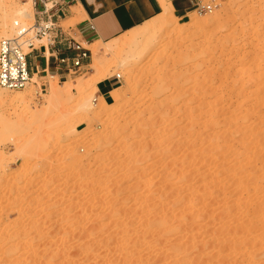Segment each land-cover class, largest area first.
<instances>
[{"label": "rangeland", "instance_id": "obj_1", "mask_svg": "<svg viewBox=\"0 0 264 264\" xmlns=\"http://www.w3.org/2000/svg\"><path fill=\"white\" fill-rule=\"evenodd\" d=\"M25 1L0 5V23ZM203 5L212 10L119 38L116 56L112 41L83 45L89 66L66 83L0 88L33 94L29 110L43 111L20 106L9 124L0 104V264H127L132 250L136 264H264V0ZM22 21L34 25L35 11ZM117 75V97L101 107L95 89ZM168 212L166 233L140 241L141 224ZM86 244L97 249L87 258Z\"/></svg>", "mask_w": 264, "mask_h": 264}, {"label": "crops", "instance_id": "obj_2", "mask_svg": "<svg viewBox=\"0 0 264 264\" xmlns=\"http://www.w3.org/2000/svg\"><path fill=\"white\" fill-rule=\"evenodd\" d=\"M165 1L170 3L174 14L180 19L194 12L191 0ZM45 5L49 8L57 5L50 12L55 24V32L51 34L54 39L35 47L28 61L33 78L45 81L50 78L62 84L74 73L60 66L58 59L76 54L66 49V38H73L87 47L100 41L108 43L163 13L161 0H33L35 15L43 12ZM43 20L48 19L44 16ZM116 83L115 79L100 81L97 96L108 103Z\"/></svg>", "mask_w": 264, "mask_h": 264}, {"label": "bare ground", "instance_id": "obj_3", "mask_svg": "<svg viewBox=\"0 0 264 264\" xmlns=\"http://www.w3.org/2000/svg\"><path fill=\"white\" fill-rule=\"evenodd\" d=\"M12 1V0H11ZM161 2H162V7H163V13L160 15V16H158L157 18H155V19H153V20H151V21H149V22H147V23H145L144 25H142V26H139V27H137V28H135V29H133L132 31H130V32H128V33H134V35H132V36H139L140 38H147L148 36H150V34H151V32L153 31V29H154V25L155 24H152V22L153 21H155V20H157V19H159V21L162 23V24H171V23H173V22H176V20H179V18L174 14V11H173V9H172V7H171V5H170V3H167L165 0H161ZM9 3V0H0V5L1 6H6L7 4ZM6 9V8H5ZM34 10V7H33V0H26L24 3H22L21 4V6L19 7V8H17L14 12H13V14L11 15L9 12H7L6 11V14H5V12H2V22L0 23V27H1V30H2V32H3V34L4 35H6V29L8 30V28L9 27H11V29H12V26H13V28H14V26L16 25V24H22L23 23V21L22 20H24L25 21V19H31L32 18V11ZM3 14H5L4 16H3ZM34 15V14H33ZM33 20V19H32ZM194 20V19H193ZM12 24V25H11ZM186 24V26H188V23H185ZM191 24V23H190ZM189 24V25H190ZM11 25V26H10ZM179 27V26H178ZM140 28H142V30L140 31ZM177 28V27H176ZM184 28V27H183ZM10 29V30H11ZM13 30V29H12ZM140 31L138 34H137V32L136 31ZM182 30V29H181ZM2 32H1V35H2ZM128 33H126V34H128ZM126 34H124V35H122L121 37H123V36H125ZM121 37H119V38H121ZM137 37H132V39L133 38H137ZM119 38H117L116 40H118ZM116 40H113L112 42H111V44L110 45H108L107 47H106V51L108 52V53H110V54H112V56H116L117 55V53L120 51V49L122 48V44L120 43V42H117ZM130 40H131V38H130ZM137 40V39H136ZM133 41V40H132ZM135 41V40H134ZM99 43H103V42H99ZM99 43H96V44H99ZM107 44V43H106ZM85 45V44H84ZM94 45L95 44H93V45H91L92 47H94ZM90 46V47H91ZM93 49H95V48H93ZM92 49V50H93ZM106 51H104V52H106ZM93 52H95V54L97 53V52H99V49L97 48L96 49V51L94 50ZM106 52V53H107ZM94 54V55H95ZM109 55V54H108ZM52 92H50L51 93V100L49 101V103L51 104L52 103V99L53 98H55L57 95H58V90H57V86L56 85H53L52 86ZM96 91L98 90V88H96L95 89ZM30 93V92H29ZM109 93V92H108ZM106 94V93H105ZM33 95V94H32ZM32 95H24V94H22V95H17V96H14V97H9L8 95H5V93L4 92H2V91H0V104H3L4 106H6L7 108H8V110L6 111L7 113H9V111L10 112H12L11 114H8L6 117H5V120L9 123V124H14L15 122H17V121H20V118H21V114H17V112H16V109L18 108V107H20V106H22L23 108H26V109H28V111H25V112H23L24 114H25V116H28V117H31V118H37L38 116H40L42 113H43V111L42 110H39V109H36L35 108V110L34 111H31V109L29 110V108H30V106H31V103L33 102V100H34V98H35V96L33 97ZM104 95V94H103ZM102 95V96H103ZM111 96H112V99H115L116 97H117V89L115 88L112 92H111ZM101 100H102V98H100ZM90 103L87 101L86 102V105H89ZM101 104V105H100ZM96 103V101L95 100H93V101H91V104H90V106H92L94 109H96V110H100L99 109V105L102 107V105L104 104L105 106L107 105L106 104V102H104V100L101 102V103ZM103 105V106H104ZM33 109V108H32ZM14 111V112H13ZM91 119L89 118L88 120H87V125H89V124H91ZM178 146V145H177ZM174 147H176L175 145H174ZM103 178V177H102ZM102 178H100V179H102ZM104 178H106V177H104ZM97 179V178H96ZM100 179H99V182H101L100 181ZM104 181V180H103ZM105 181H107V180H105ZM104 181V182H105ZM98 182V183H99ZM111 183H112V181H110ZM93 183V182H92ZM101 183H103V182H101ZM103 185H105V184H103ZM106 185H107V183H106ZM94 187V186H93ZM96 187H97V185H96ZM105 187V186H104ZM109 187V186H108ZM92 188V187H91ZM95 188V187H94ZM107 188V187H106ZM102 189V188H101ZM92 190V189H91ZM100 190V189H99ZM104 190V189H103ZM94 191V190H93ZM140 191H142V190H140ZM139 191V189L137 190V192H140ZM94 192H96V188H95V191ZM138 195V194H137ZM140 195V194H139ZM138 195V196H139ZM161 195V194H160ZM158 197H160V196H158ZM178 201V200H177ZM124 202V201H123ZM179 202V201H178ZM118 203H119V201H118ZM189 203V202H188ZM125 204V203H124ZM177 204V203H176ZM172 205V207H174V205L173 204H171ZM178 205H180V203H178ZM168 206H170V204L168 205ZM175 207H176V205H175ZM180 207V206H179ZM176 209V208H175ZM152 210H154V209H152ZM157 210H159V209H157ZM183 210V209H182ZM186 210V209H185ZM253 211H257L258 213L260 212V209L258 210V208H255V209H253ZM153 212V211H152ZM161 212H163V211H161ZM183 212V211H182ZM165 213V212H164ZM150 214H151V212H150ZM155 214V213H154ZM159 214V213H158ZM162 214V213H161ZM166 215L168 216V217H166ZM151 216V215H150ZM154 216V215H153ZM165 217V218H164ZM164 217H162L161 216V218H163V219H159V218H157L156 219V217H155V221L153 222L151 219H149V221L151 222H153V224L152 225H154L155 227H152V225H150L149 226V224H151L150 222H149V224H143L142 222V224H141V226H142V228L140 227V231L142 230V232H141V234H140V232H138L139 233V239H140V241H142V242H146L148 239H149V242H150V240L152 239V238H150L151 236H150V234L152 233V231H153V228H156V232H159V231H161V233H164L169 227H167V226H171V220H169V218H171L172 217V215L170 214L169 215V212L167 213V214H164ZM175 218V217H174ZM174 218H173V220H174ZM191 219L192 218H186L185 219V223L187 222H190L191 221ZM153 220H154V218H153ZM140 222V221H139ZM145 222H147V221H145ZM169 222H170V224H169ZM80 223V222H79ZM78 223V224H79ZM122 223V222H121ZM120 223V224H121ZM148 223V222H147ZM181 223V222H180ZM186 223V224H187ZM75 224V223H74ZM77 224V223H76ZM73 225V226H76V228H78L79 226H78V224L77 225ZM182 224V223H181ZM184 224V223H183ZM251 224V223H250ZM63 225H67V224H63ZM80 225V224H79ZM89 225V224H88ZM92 226H93V224H91ZM95 225V224H94ZM59 226H60V224H59ZM69 226V225H68ZM72 226V227H73ZM78 226V227H77ZM85 226V224L83 225V227ZM87 226V225H86ZM90 226V225H89ZM65 227V226H64ZM61 228V227H60ZM68 228V227H67ZM80 228V227H79ZM85 228V227H84ZM90 228H92L91 226H90ZM127 228H128V226H127ZM127 228H124V232H123V236L122 237H124V239H125V242H126V240L128 241V239H129V234H130V230H128L127 231ZM62 229V228H61ZM60 229V230H61ZM107 229H109V227L107 228ZM74 230H75V228H74ZM78 230V229H77ZM85 230H87V229H85ZM90 230V229H89ZM106 230V229H105ZM64 231V230H63ZM88 231V230H87ZM87 231L86 232H83L84 234L86 233L87 234ZM103 231V230H102ZM139 231V230H138ZM154 231V232H155ZM164 231V232H163ZM93 232V231H92ZM134 232V231H133ZM137 232V231H136ZM136 232H134V233H136ZM66 233V232H65ZM71 233V232H70ZM76 233H78V231L77 232H75L74 234H76ZM91 233V232H90ZM89 233V234H90ZM100 234H101V232H99ZM106 233V232H105ZM166 233V232H165ZM164 233V234H165ZM107 234V233H106ZM93 235H94V233H93ZM97 235H98V233H97ZM111 235V234H110ZM109 235V236H110ZM122 235V234H121ZM84 236V235H83ZM86 236H88V235H86ZM90 236H91V234H90ZM89 236V240H90V237ZM104 236V235H103ZM153 236V235H152ZM68 237V236H67ZM66 237V238H67ZM72 237V236H71ZM77 237V236H76ZM94 237V236H93ZM92 237V238H93ZM98 237L99 236H97V239H98ZM112 237H113V235H112ZM80 238H83V237H80ZM91 238V239H92ZM95 238V237H94ZM109 239H110V237H108ZM114 238V237H113ZM113 238H111L112 240H113ZM116 238V237H115ZM164 238V237H163ZM86 239V238H85ZM84 239V240H85ZM108 239V240H109ZM124 239H122V241H121V239H120V241L121 242H123L124 241ZM153 239L155 240V237H153ZM152 239V240H153ZM158 239H160V237L158 238ZM73 240V239H72ZM80 240V239H79ZM82 240V239H81ZM106 240V239H105ZM107 240V243H106V241L105 242H103V243H101L102 245H106L109 249H112L111 248V246H112V244L114 243H112V242H110L109 243V241ZM130 240V239H129ZM151 240V241H152ZM77 241H78V237H77ZM114 241H115V239H114ZM131 241V240H130ZM130 241H128V242H130ZM159 242H162V240H158ZM157 240L155 241V244H156V242H158ZM164 241V240H163ZM93 242V241H92ZM98 242V241H97ZM116 242V241H115ZM148 242V241H147ZM158 242V243H159ZM94 243V242H93ZM157 243V244H158ZM117 244V243H116ZM124 244V243H123ZM125 244H127V243H125ZM147 244V243H146ZM150 244H151V242H150ZM154 244V243H153ZM60 245V244H59ZM89 245V246H88ZM86 244V246H88V247H85V249H83L82 248V250H83V252L81 253V255H83L84 256V254H86L87 252V255L85 256L86 258L87 257H89V253H90V251H93L92 249H94V247L96 246H94L93 244ZM101 245V246H102ZM130 245H132L131 243H130ZM144 245V244H143ZM159 245H160V243H159ZM55 246H57V244L55 245ZM83 246V245H82ZM146 246V245H145ZM144 246V247H145ZM81 247V246H80ZM133 247V246H132ZM150 247H151V245H150ZM153 247V246H152ZM181 247H183V246H181ZM101 248V247H100ZM118 248V247H117ZM120 248H121V246H120ZM125 248H127L126 246H125ZM134 248V247H133ZM58 249V248H57ZM95 249H96V247H95ZM94 249V250H95ZM150 249H152V248H150ZM80 250V249H79ZM97 250V249H96ZM103 250H104V248H103ZM106 250H107V248H106ZM115 250V249H114ZM113 250V251H114ZM122 250V249H121ZM129 250V249H128ZM108 251V250H107ZM116 251H117V249H116ZM116 251H114V252H116ZM118 251H120V250H118ZM124 251V250H123ZM133 252H135V250H132ZM77 252H80V251H77ZM133 252H131L130 254H128V255H132V257H134V256H136V254L134 255L133 254ZM136 252H138V251H136ZM55 253V252H54ZM120 253V252H119ZM172 253V252H171ZM174 253V252H173ZM77 254V253H76ZM89 254V255H88ZM92 254H94V252H92ZM153 254V253H152ZM175 254V253H174ZM51 255V254H50ZM54 255V254H53ZM52 255V256H53ZM114 255V254H113ZM77 256H79V254L77 255ZM92 256V255H91ZM90 256V257H91ZM94 256V255H93ZM96 256V255H95ZM98 257V256H97ZM127 257H129V256H127ZM132 257H130L131 258V260L130 259H128L127 261H128V263L127 264H136V262H137V260L138 259H136V261H133L132 259ZM171 257H172V255H171ZM125 258V257H124ZM140 258H142V257H140ZM146 258V257H145ZM151 258V257H150ZM90 259V258H89ZM143 259V258H142ZM51 260V259H50ZM193 260V259H192ZM143 262H145L144 260H142ZM142 261H141V263H142ZM175 261V260H174ZM173 261V262H174ZM178 261V260H177ZM147 262H148V260H147ZM184 262H186L185 260H184ZM197 263V261L195 260V261H192L190 264H194V263ZM183 263V262H182ZM188 263V261L186 262V264ZM137 264H139V263H137ZM145 264V263H144ZM148 264V263H147ZM171 264H175V263H171ZM180 264V263H179ZM185 264V263H184ZM189 264V263H188Z\"/></svg>", "mask_w": 264, "mask_h": 264}, {"label": "built area", "instance_id": "obj_4", "mask_svg": "<svg viewBox=\"0 0 264 264\" xmlns=\"http://www.w3.org/2000/svg\"><path fill=\"white\" fill-rule=\"evenodd\" d=\"M194 11L198 14L212 10V7L204 6L203 0H191ZM57 5L47 7L44 11L35 15V23L32 26L16 24L13 34L0 41V88L10 92L22 91L30 86L33 80L32 70L28 57L35 48V41L53 40L52 33L55 32V24L51 20L50 12ZM47 17V21L43 17ZM37 18V20H36ZM66 49L75 51L74 56H65L58 59L60 66L74 74L89 66L91 51L78 43L73 38L65 39ZM28 50V51H27ZM115 80L119 83L121 76L117 75Z\"/></svg>", "mask_w": 264, "mask_h": 264}]
</instances>
